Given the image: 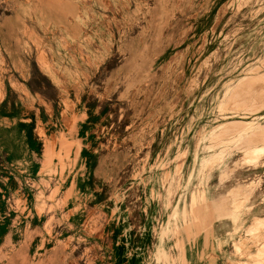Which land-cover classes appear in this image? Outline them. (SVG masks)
<instances>
[{"label":"rangeland","instance_id":"1","mask_svg":"<svg viewBox=\"0 0 264 264\" xmlns=\"http://www.w3.org/2000/svg\"><path fill=\"white\" fill-rule=\"evenodd\" d=\"M0 3V18L21 21L22 83L58 104L53 132L90 128L96 173L116 201L143 194L170 234L198 228L222 196L234 207L228 264H264V211L248 220L250 202L264 205V0ZM73 145L54 137L47 176ZM57 190L39 195L40 212ZM84 232L70 250H0V264H96V219Z\"/></svg>","mask_w":264,"mask_h":264},{"label":"crops","instance_id":"2","mask_svg":"<svg viewBox=\"0 0 264 264\" xmlns=\"http://www.w3.org/2000/svg\"><path fill=\"white\" fill-rule=\"evenodd\" d=\"M4 9L0 3V12ZM21 27V21L0 18V250H70L81 244L85 224L92 218L96 219V264H228L233 247L231 201L214 196L198 228L193 225L185 233L167 234L159 223V206H149L143 194L139 200L132 195L118 202L105 190L96 173L90 128L84 137L77 135L76 128L75 135L52 131L62 122V116L54 114L58 104L22 83L15 47V29ZM47 74L55 76L50 70L43 73ZM78 110L93 125L94 115ZM96 121L101 122L97 116ZM54 137L71 145L80 141L82 151L76 156L73 145L70 162L58 165L53 159L56 175L49 177L45 165ZM55 189L54 200L46 201L40 212L39 195L47 198ZM60 202L64 207L58 209ZM250 203L248 220L264 211L259 198Z\"/></svg>","mask_w":264,"mask_h":264},{"label":"bare ground","instance_id":"3","mask_svg":"<svg viewBox=\"0 0 264 264\" xmlns=\"http://www.w3.org/2000/svg\"><path fill=\"white\" fill-rule=\"evenodd\" d=\"M257 68H259V67H257ZM256 69V68H255ZM250 73V72H249ZM256 74V73H255ZM246 78V77H245ZM243 82V81H242ZM242 84V83H241ZM253 87V86H252ZM237 96V95H236ZM257 97H258V95H257ZM250 107V106H249ZM245 110V109H244ZM252 115V114H251ZM234 123H236V122H234ZM240 123V122H239ZM253 124V123H252ZM245 126V125H244ZM252 128V127H251ZM241 131V130H240ZM245 131V130H244ZM261 132H263V131H261ZM242 133V132H241ZM240 133V134H241ZM249 136V135H248ZM248 136H246V137H248ZM240 141V140H239ZM242 143V142H241ZM233 145V144H232ZM237 146V145H236ZM233 148H235V147H233ZM261 149V148H260ZM233 150V149H232ZM254 160V159H253ZM253 163V162H252ZM245 199V198H244ZM242 206V205H241ZM215 221V220H214ZM257 222V221H256ZM256 227V226H255ZM235 228V227H234ZM236 233V232H235ZM250 242V241H249ZM248 242V243H249ZM238 243V242H237ZM243 246V245H242ZM240 255V254H239ZM214 257V256H213ZM241 257V256H240ZM248 258V257H247ZM263 260V259H262ZM252 262V261H251Z\"/></svg>","mask_w":264,"mask_h":264}]
</instances>
